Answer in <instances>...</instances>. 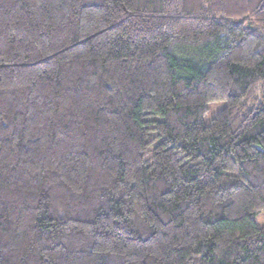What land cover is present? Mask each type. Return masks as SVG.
Returning a JSON list of instances; mask_svg holds the SVG:
<instances>
[{
	"label": "trees",
	"instance_id": "1",
	"mask_svg": "<svg viewBox=\"0 0 264 264\" xmlns=\"http://www.w3.org/2000/svg\"><path fill=\"white\" fill-rule=\"evenodd\" d=\"M261 212L264 0H0V264H264Z\"/></svg>",
	"mask_w": 264,
	"mask_h": 264
},
{
	"label": "rangeland",
	"instance_id": "2",
	"mask_svg": "<svg viewBox=\"0 0 264 264\" xmlns=\"http://www.w3.org/2000/svg\"><path fill=\"white\" fill-rule=\"evenodd\" d=\"M222 103L220 104L219 103V108L220 107H222ZM217 108H215V109H212L210 112H208V114L206 115V117H205V121H208V119L210 118V117H212L214 114H215V110H216ZM254 220H255V223L257 224V225H259V226H264V213L263 212H261V213H259V214H257L255 217H254Z\"/></svg>",
	"mask_w": 264,
	"mask_h": 264
}]
</instances>
